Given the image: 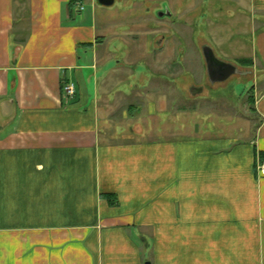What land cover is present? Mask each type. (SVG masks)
Returning a JSON list of instances; mask_svg holds the SVG:
<instances>
[{
  "label": "crops",
  "instance_id": "1",
  "mask_svg": "<svg viewBox=\"0 0 264 264\" xmlns=\"http://www.w3.org/2000/svg\"><path fill=\"white\" fill-rule=\"evenodd\" d=\"M90 2L76 17L75 0H0V264H264V78L241 119L254 138L134 128L149 77L117 60L116 0ZM171 3L216 42L208 81L205 49L227 79L264 62V0Z\"/></svg>",
  "mask_w": 264,
  "mask_h": 264
},
{
  "label": "rangeland",
  "instance_id": "2",
  "mask_svg": "<svg viewBox=\"0 0 264 264\" xmlns=\"http://www.w3.org/2000/svg\"><path fill=\"white\" fill-rule=\"evenodd\" d=\"M172 1L183 8L192 0ZM166 2L173 12V18L171 21H160L153 10L163 7ZM93 8L98 10L103 7L85 0L84 11L76 14V17H86ZM109 9L121 10L120 14L115 11L113 17V27L116 29L114 39L125 41L119 42L121 46L117 48V60H123L130 72L137 65H143L149 77L147 85L140 86L141 95L139 93L133 97V103L142 109L140 116L134 118V128L138 125L143 129L147 125L149 134H154L156 127H161L163 123L162 127L180 130L178 133L181 135L188 132L192 135L213 132L215 135L222 134L237 139L243 138V135L255 137L250 125L247 127L244 124L246 129L242 128L241 119L247 114L248 118L252 117L250 105L254 90L264 78V62L257 64L254 73L249 76H233L225 82L210 84L201 50L204 45L213 47L216 42L211 41L208 33H205L200 18L194 26H190L195 29L194 32L187 26L176 23L177 14L172 8L171 0H116ZM136 28L139 30H135ZM128 29H132L131 32ZM161 36L164 41L157 42ZM202 38L210 42H205ZM260 42V50L264 52V38ZM115 44L116 42H109L112 47ZM258 58L260 59L259 55ZM137 70L138 66L135 71ZM136 84L139 83L134 79L132 85ZM192 87H201L203 92L191 95L189 89ZM144 107H157V110L148 112ZM248 118L244 123L249 121ZM187 128L189 131H184Z\"/></svg>",
  "mask_w": 264,
  "mask_h": 264
},
{
  "label": "water",
  "instance_id": "3",
  "mask_svg": "<svg viewBox=\"0 0 264 264\" xmlns=\"http://www.w3.org/2000/svg\"><path fill=\"white\" fill-rule=\"evenodd\" d=\"M99 4L102 6H111L113 4V0H98ZM163 14H158V16H162ZM169 15V13H168ZM203 56L205 58V63L207 67V74L209 76V81L211 83L224 82L231 74L236 73V69L225 63H221L216 61L209 50L203 51ZM202 92L201 88H191L190 94L196 95ZM150 264V263H146Z\"/></svg>",
  "mask_w": 264,
  "mask_h": 264
},
{
  "label": "built area",
  "instance_id": "4",
  "mask_svg": "<svg viewBox=\"0 0 264 264\" xmlns=\"http://www.w3.org/2000/svg\"><path fill=\"white\" fill-rule=\"evenodd\" d=\"M83 5L80 0H75V12H81ZM63 95L67 100H72L75 97V86L74 84L67 82L63 85ZM257 174L259 177L264 178V158L260 159L257 164Z\"/></svg>",
  "mask_w": 264,
  "mask_h": 264
},
{
  "label": "trees",
  "instance_id": "5",
  "mask_svg": "<svg viewBox=\"0 0 264 264\" xmlns=\"http://www.w3.org/2000/svg\"><path fill=\"white\" fill-rule=\"evenodd\" d=\"M240 64L243 66H252V61L251 60H241Z\"/></svg>",
  "mask_w": 264,
  "mask_h": 264
}]
</instances>
